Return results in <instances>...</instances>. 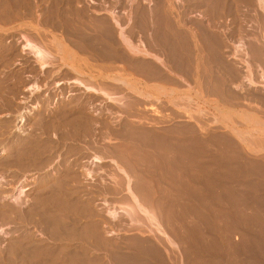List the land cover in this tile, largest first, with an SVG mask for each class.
Masks as SVG:
<instances>
[{
    "label": "rangeland",
    "instance_id": "1",
    "mask_svg": "<svg viewBox=\"0 0 264 264\" xmlns=\"http://www.w3.org/2000/svg\"><path fill=\"white\" fill-rule=\"evenodd\" d=\"M263 55L259 0H0V264H133L147 235L172 247L184 227L134 209L136 138L171 122L210 141L186 155V185H264ZM158 57L192 80L185 104L117 84ZM166 173L156 161V185Z\"/></svg>",
    "mask_w": 264,
    "mask_h": 264
},
{
    "label": "crops",
    "instance_id": "2",
    "mask_svg": "<svg viewBox=\"0 0 264 264\" xmlns=\"http://www.w3.org/2000/svg\"><path fill=\"white\" fill-rule=\"evenodd\" d=\"M133 50L148 53L141 48ZM139 65L142 63L136 64ZM151 65L144 72V68H136L130 83L117 77V84H129L133 97L150 102L180 98L185 104L192 80L171 73L164 57ZM194 72L192 76L197 75L196 69ZM87 86L94 93L100 92ZM107 92L101 93L106 98L119 97L113 90ZM182 109L186 115V106ZM247 118L248 126L254 125V114ZM233 120L232 115L230 122ZM164 126L166 136L136 138L135 156L138 165L141 162L142 186L137 177L134 209L140 212L145 225L182 226L184 232L182 237L170 235L173 246L167 249H160L156 238L145 236L144 248L136 250L133 264H264V185H223L220 180H215L214 185H186V155L195 151L194 146L208 145L210 141L186 138V120ZM232 140L249 146L247 140ZM156 161L170 179L165 184H155ZM243 174L248 181L254 179L252 170L246 169ZM214 175L221 178V169Z\"/></svg>",
    "mask_w": 264,
    "mask_h": 264
},
{
    "label": "bare ground",
    "instance_id": "3",
    "mask_svg": "<svg viewBox=\"0 0 264 264\" xmlns=\"http://www.w3.org/2000/svg\"><path fill=\"white\" fill-rule=\"evenodd\" d=\"M259 2H261V3H263L264 4V0H259ZM262 36V35H261ZM28 43V42H27ZM27 46V48H29L30 49V52L33 54V56H35V58L38 60V62H39V64L41 65V67L42 68H45V67H48V64H49V62H50V60L52 59V58H50L51 56H50V54L47 52V51H45V49H41V48H39V47H37V46H35V44L34 45H32L31 43H28V45H26ZM262 46V45H261ZM256 48V47H255ZM242 49V48H241ZM137 50H138V48H137ZM144 51V50H143ZM142 53V52H141ZM255 53V52H254ZM259 53V52H258ZM264 56V55H263ZM78 83H80V82H78ZM81 84V83H80ZM82 85V84H81ZM85 88H86V90H89V91H95L93 88H90V87H86L85 86ZM94 93V92H93ZM111 97V96H110ZM110 100V99H109ZM111 100H113V98H111ZM110 100V101H111ZM114 101V100H113ZM115 102V101H114ZM95 159V158H94ZM95 161V163L96 162H100V160L99 159H95L94 160ZM114 211V210H113ZM119 211V210H118ZM128 211V210H127ZM113 214H116V212H112ZM131 214V213H130ZM134 216V215H133ZM135 219V218H134ZM133 219V220H134Z\"/></svg>",
    "mask_w": 264,
    "mask_h": 264
}]
</instances>
